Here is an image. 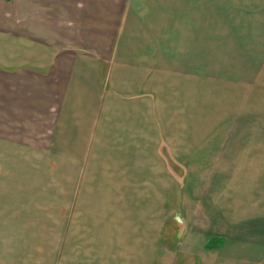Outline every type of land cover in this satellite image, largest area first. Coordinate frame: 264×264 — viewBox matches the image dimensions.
I'll return each mask as SVG.
<instances>
[{
    "label": "crops",
    "instance_id": "crops-1",
    "mask_svg": "<svg viewBox=\"0 0 264 264\" xmlns=\"http://www.w3.org/2000/svg\"><path fill=\"white\" fill-rule=\"evenodd\" d=\"M230 6L0 0V264H264V59L233 63Z\"/></svg>",
    "mask_w": 264,
    "mask_h": 264
},
{
    "label": "rangeland",
    "instance_id": "rangeland-1",
    "mask_svg": "<svg viewBox=\"0 0 264 264\" xmlns=\"http://www.w3.org/2000/svg\"><path fill=\"white\" fill-rule=\"evenodd\" d=\"M221 6H223V4ZM230 13L233 20L241 18L238 24L232 22L231 25L233 30V49L231 48L233 63L235 62V59L238 58L239 54H241L242 56H247L249 67L251 64L254 65L255 62H257L258 65L261 64V61L263 62L264 59V52H260V46L256 45V43L259 42L257 41V34H259V31L256 29H260L257 28L256 25L258 20L262 21L264 18V0H231ZM239 30H242V35L241 33L238 34L235 32ZM245 31L248 32L247 37H245L247 33L244 35ZM254 34L255 37L253 36ZM246 39L249 41L248 45L240 46L239 48V41H247ZM255 69L256 68L253 70Z\"/></svg>",
    "mask_w": 264,
    "mask_h": 264
}]
</instances>
